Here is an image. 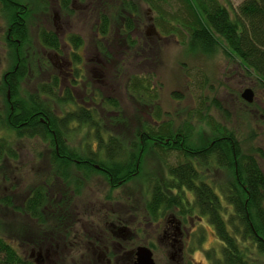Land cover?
<instances>
[{
    "label": "rangeland",
    "instance_id": "374dc122",
    "mask_svg": "<svg viewBox=\"0 0 264 264\" xmlns=\"http://www.w3.org/2000/svg\"><path fill=\"white\" fill-rule=\"evenodd\" d=\"M241 1L230 0L234 7ZM70 8L65 11L58 0H49L46 10L30 14V43L23 48V55L31 67L20 85L19 97L38 85L51 86L56 76L60 91L55 97H63L69 90L78 104L97 108L107 132L127 141L133 140V129L150 119V110L129 93L126 82L133 74L146 76L156 90L163 119L170 120L175 129H182L190 120L189 114L195 115V109L201 108L197 115L202 119L189 121L191 146L211 141V128L204 117L208 116L211 123L233 132L242 152L252 153L264 173V87L235 55L219 51L205 56L186 50L175 36H162L154 22L155 12L144 0H71ZM101 13L109 21L105 37L98 32ZM127 17L132 27L126 36ZM43 27L58 34V51L41 44L38 33ZM9 28L8 19L0 14V105L4 92L11 98V92L2 86L13 62L6 42ZM70 34L80 35L83 41L77 49L79 63L71 56ZM99 45L110 54L99 51ZM245 88L252 90V102L241 97ZM49 97L46 101L61 115L63 107L54 96ZM102 98L114 99L121 112L100 105ZM119 113L124 120L115 121L116 128L110 130L108 119H115ZM86 130H76L66 141L81 151L90 140L94 148L95 141L85 136ZM12 143L16 158L0 162V233L34 264H133L134 250L139 246L151 249L154 264H209L205 248L219 247L205 219L200 222L204 230L202 246L189 253L191 232L199 226L195 216L185 224L174 211H168L158 221L147 217L144 205L150 195L144 182H163L168 177L166 159L159 158L149 147L140 153V169L133 179L111 185L98 171L87 178L77 173L81 183L78 186L73 180L66 184L55 174L49 139L22 138ZM174 157L169 155L167 161ZM70 171L76 173L74 167ZM212 178L222 179V171L213 169ZM45 181H49V203L40 209L44 219L38 222L22 211V204L31 188ZM188 197L191 198L189 194ZM177 221L183 248L178 244L172 249L169 240L161 236L164 230L175 232Z\"/></svg>",
    "mask_w": 264,
    "mask_h": 264
},
{
    "label": "trees",
    "instance_id": "16d2710c",
    "mask_svg": "<svg viewBox=\"0 0 264 264\" xmlns=\"http://www.w3.org/2000/svg\"><path fill=\"white\" fill-rule=\"evenodd\" d=\"M58 1L61 9L71 11V0ZM144 1L155 12L154 22L162 36H175L186 50L205 56L219 51L235 55L264 87V0H242L236 7L230 0ZM48 3L49 0H29L24 4L0 0V14L9 21L6 42L13 61L2 84L11 92V98L8 99L4 92L3 106L0 105V162L16 158L13 140L39 137L50 140L53 146L51 166L66 184L73 180L80 186L77 173L87 178L91 172L98 171L111 185H119L139 172L138 159L147 146L159 158L166 159L168 174L163 182L156 179L144 182L150 195L144 205L147 217L158 221L168 211H174L185 224L195 216L199 226L191 232L189 253L202 246L204 230L200 222L205 219L213 228L219 246L205 248L209 264H264V173L252 153L242 152L233 132L224 125L211 123L208 116L204 117L211 128V141L202 146L188 143L192 130L189 121L202 119L200 114L197 115L201 108L195 109L197 114H189L190 120L182 129H175L170 120L163 119L150 78L130 75L127 90L149 107L150 119L133 129V140L125 141L116 133L106 131V123L99 118L96 107L78 104L69 90L63 97H55L60 91L56 76L51 86L41 84L24 97L17 95L31 67L27 56L23 55V48L30 43V14L46 10ZM100 15L98 32L105 37L109 32V21L106 15ZM131 27L127 17L126 36ZM38 37L46 48L60 49L55 31L43 27ZM68 40L73 48L72 59L79 63L81 56L77 49L83 41L80 35L74 34H70ZM98 49L110 54L101 45ZM48 96H54L63 107L61 115L46 101ZM102 101L100 105L105 108L121 112L114 99L102 98ZM110 119V130L116 128L115 121L124 120L120 113ZM82 127L87 128L85 136L93 138L95 146L92 148L88 140L81 152L66 140ZM169 155L175 156L171 162L167 161ZM71 166L76 173L70 171ZM216 168L222 171L219 181L212 178ZM48 182L32 187L22 204V211L38 222L44 219L40 209L49 203ZM62 200L59 198L61 203ZM9 239L0 233V264H34L24 258Z\"/></svg>",
    "mask_w": 264,
    "mask_h": 264
},
{
    "label": "water",
    "instance_id": "95a60500",
    "mask_svg": "<svg viewBox=\"0 0 264 264\" xmlns=\"http://www.w3.org/2000/svg\"><path fill=\"white\" fill-rule=\"evenodd\" d=\"M240 95L246 102L253 101V92L250 88H245ZM134 255L133 264H154L152 251L146 246L137 247L134 250Z\"/></svg>",
    "mask_w": 264,
    "mask_h": 264
},
{
    "label": "flooded vegetation",
    "instance_id": "af4514ba",
    "mask_svg": "<svg viewBox=\"0 0 264 264\" xmlns=\"http://www.w3.org/2000/svg\"><path fill=\"white\" fill-rule=\"evenodd\" d=\"M168 222H173L172 219H169ZM178 225L175 226V232H171L169 233L167 230H164L161 236V239L165 240H169L170 242V247L172 249H174L175 245L181 246V248H183V244L181 242L182 240V231L180 227V221H177ZM178 250H180V247L178 248ZM182 251V250H181Z\"/></svg>",
    "mask_w": 264,
    "mask_h": 264
}]
</instances>
